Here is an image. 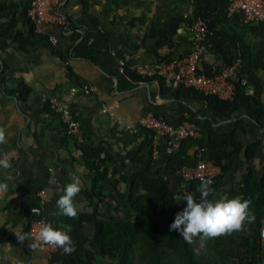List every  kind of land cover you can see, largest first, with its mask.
<instances>
[{"label": "crops", "instance_id": "crops-1", "mask_svg": "<svg viewBox=\"0 0 264 264\" xmlns=\"http://www.w3.org/2000/svg\"><path fill=\"white\" fill-rule=\"evenodd\" d=\"M7 1L20 3L22 7L26 2ZM193 1L63 0L61 12L65 24L35 26V36L28 31V23L19 17L22 9L19 10L16 31L29 37L25 49L0 39V129L5 133L0 153H8L11 163L9 169H0V181L8 185L7 192L0 195V264H58L56 252L46 256L39 245L29 247L30 243L35 244L31 240L18 241L13 231L22 229L25 233L28 224L39 219L50 222L54 228L61 227L66 216L54 214L55 201L61 194L59 190L73 176L80 180V191L74 197L77 212L90 209L82 192L90 187L94 172L82 158L81 144L99 147L109 154L103 164L109 173L116 167L118 174H128L143 169L123 157L127 150L143 142L137 126L145 115L160 117L171 127H177L181 119L191 118L198 123L199 132L204 133L231 128L237 117L223 118L203 103L180 95L174 97L161 89L158 81L140 79L120 66L121 62L153 64L158 56L186 55L190 49L187 26L195 9ZM175 18L183 19L179 30L181 41L172 50L162 48L155 53L156 40L148 37L151 27L160 28ZM3 21L0 18V24ZM37 35L47 36L50 45H42ZM50 38H54V45ZM246 39L257 43L256 39ZM217 59L211 54L204 55L201 63H215ZM68 69L81 83L96 86L97 92H72L79 85L69 76ZM260 76L264 80V74ZM20 86L29 89L25 99L16 93ZM247 92L251 94L252 90ZM52 100L67 106L81 142L67 135L59 116L49 109ZM250 124L241 139L244 144L264 138L263 131ZM166 151L165 142L155 147L153 160L159 167L164 164ZM249 170L257 181L264 171L263 153L258 152L249 160L241 156L238 170L223 175L217 184L218 194L209 199L237 190L242 175ZM114 187V180L108 178L103 186L108 202L101 206L102 212L111 208L113 197L126 190L121 184L116 193ZM262 222L264 215L258 227ZM87 230L90 232L91 228ZM212 239L197 235L191 245L198 250L192 248L197 254L212 256Z\"/></svg>", "mask_w": 264, "mask_h": 264}, {"label": "trees", "instance_id": "trees-1", "mask_svg": "<svg viewBox=\"0 0 264 264\" xmlns=\"http://www.w3.org/2000/svg\"><path fill=\"white\" fill-rule=\"evenodd\" d=\"M30 1L26 0L25 7H22L20 3L0 0V18L4 20L0 24V39L4 42L10 40V44L20 50L25 49L29 37L16 31L19 17L28 23L30 34L36 35L35 25L27 17ZM193 2L195 9L190 21L201 18L206 22V51L218 57L215 63L203 61L201 72L209 76L219 73L235 59H240L242 63L238 81L234 82L233 99L224 101L184 87L170 90L160 82L161 89L168 90L174 97L180 95L203 103L223 118H237L227 131H200V137L184 139L176 151L166 154L164 164L160 167L151 154L152 133L139 129L143 142L127 150L123 157L131 165L143 166V169L135 173L118 174L116 167L109 173L103 168L106 159L110 158L109 154L99 147L81 144L82 158L94 172L90 187L82 192L90 209L77 212L75 217L66 216L62 221L61 227L65 224L71 226L68 235L74 244V251L65 254L57 248L58 264H200L191 241H185L175 230H169L175 214L186 205V201H181L182 197H179L180 178L177 171L184 165L194 166L200 151V158L213 163L222 174L209 185L211 191L208 198H211L218 194L217 184L221 177L238 170L241 156L249 160L256 157L258 152L264 154V138L247 144L241 140L251 127L250 122L264 134V80L260 76V73L264 74V24L243 25L238 17H230L226 10L227 0ZM20 9L21 13L17 17ZM182 23V18H175L160 28L151 27L148 37L156 40L155 53L162 48L172 50L181 41L179 30ZM37 36L42 45H50L47 36ZM247 37L256 39L257 43L247 41ZM157 58V62H160L174 57L169 54ZM69 76L75 84H82L80 79L73 77L70 70ZM247 90H252V93L249 94ZM28 92L29 89L23 86L16 89L22 99L28 96ZM241 112L245 114L244 117H241ZM183 121L198 126L191 118L181 119L180 124ZM145 150L146 153H142ZM102 155L105 157L102 158ZM124 160L121 166H124ZM108 178L114 180L116 193L121 184L126 186V190L113 197L111 208L102 212L101 206L108 202L103 192ZM199 183L193 181L186 185L187 192L197 199ZM219 195L247 201L255 219L244 224L239 231L225 232L214 237L211 240L212 257L223 264H263L264 248L258 235L260 226L257 224L264 215V171L257 181L253 180V172L247 171L242 175L237 190ZM89 227L90 232L87 230Z\"/></svg>", "mask_w": 264, "mask_h": 264}, {"label": "built area", "instance_id": "built-area-1", "mask_svg": "<svg viewBox=\"0 0 264 264\" xmlns=\"http://www.w3.org/2000/svg\"><path fill=\"white\" fill-rule=\"evenodd\" d=\"M63 0H31L27 9L28 19L35 25L52 24L62 26L66 18L61 12ZM227 14L230 17H238L243 25L264 24V0H227ZM187 32L190 37V49L182 57H174L169 61H160L153 64L125 63L121 62V69L127 68L132 74L140 79H153L161 82L165 88L173 90L178 87L193 89L206 96H216L220 100L231 101L234 96V82L238 81V73L241 68L240 59H235L228 66H224L219 73L205 75L201 71V61L204 55H209L206 51L205 38L207 35V25L201 18H196L187 26ZM54 45V38L49 39ZM245 83L244 80L241 82ZM81 90L84 93H96L97 87L90 84H81L71 91ZM103 111H106L102 105ZM49 109L59 116L60 121L66 128L68 136L81 142V136L78 133L77 126L74 123L67 106L59 101H50ZM139 129H145L152 133L151 145L153 149L152 158L155 156V147L160 142L167 145V154L176 151L180 143L187 138H198L200 132L195 124L183 121L177 127H171L162 118L148 114L138 121ZM201 153L197 154L198 160L194 166H182L177 175L179 182V197L189 194L186 185L189 182L207 179L210 185L221 174L220 169L209 161L200 158ZM39 196L42 193L38 194ZM43 206L44 203L41 202ZM29 224L26 234L31 241L41 248L46 256L57 252V248L46 245H40L35 240L36 231L39 228V221ZM259 238L264 248V222L261 223L258 230ZM264 264V262H263Z\"/></svg>", "mask_w": 264, "mask_h": 264}, {"label": "clouds", "instance_id": "clouds-1", "mask_svg": "<svg viewBox=\"0 0 264 264\" xmlns=\"http://www.w3.org/2000/svg\"><path fill=\"white\" fill-rule=\"evenodd\" d=\"M5 133L0 129V143H3ZM11 163L9 154L0 153V169H9ZM11 179V177H7ZM210 181L202 179L197 187L199 198H194L192 194H185L181 201H186V205L181 211H178L169 230H175L185 241H191L197 235L201 239H211L225 232L239 231L246 223L252 222L255 216L250 212L247 201H242L239 197L231 199L220 197L218 199H209ZM8 190V185L0 181V195ZM61 194L55 201L57 209L56 215L75 217L78 206L74 202V197L80 191V180L73 176L71 182L66 183ZM71 231L70 225L54 228L52 224L44 219L39 221V228L35 234V240L40 245H46L53 248H59L65 254L74 251V244L68 235ZM18 241L23 242L25 239L31 240L22 229L13 231ZM38 245L29 244V247L35 248Z\"/></svg>", "mask_w": 264, "mask_h": 264}, {"label": "rangeland", "instance_id": "rangeland-1", "mask_svg": "<svg viewBox=\"0 0 264 264\" xmlns=\"http://www.w3.org/2000/svg\"><path fill=\"white\" fill-rule=\"evenodd\" d=\"M264 214V212H263ZM192 247L196 250L197 247H194V244L192 245ZM193 249V250H194ZM198 250V249H197ZM196 254V251H194ZM197 259L201 262L200 264H223L221 262H219L218 260H216V258L212 257V256H207V255H202V254H197Z\"/></svg>", "mask_w": 264, "mask_h": 264}]
</instances>
